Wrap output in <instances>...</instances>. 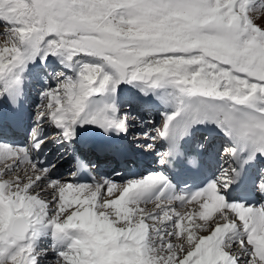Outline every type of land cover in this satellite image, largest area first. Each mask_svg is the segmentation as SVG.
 I'll return each mask as SVG.
<instances>
[{"label": "snow or ice", "instance_id": "1", "mask_svg": "<svg viewBox=\"0 0 264 264\" xmlns=\"http://www.w3.org/2000/svg\"><path fill=\"white\" fill-rule=\"evenodd\" d=\"M261 201L264 0H0V264H264Z\"/></svg>", "mask_w": 264, "mask_h": 264}, {"label": "rangeland", "instance_id": "2", "mask_svg": "<svg viewBox=\"0 0 264 264\" xmlns=\"http://www.w3.org/2000/svg\"><path fill=\"white\" fill-rule=\"evenodd\" d=\"M32 94L34 95V98H35V97L37 98V100L34 101V102L32 103V105H33L32 110L34 111V110H35V109H34V105L39 103V99H38V97H37L36 90H33ZM160 111H161V110H159V109H157V111H156L155 109H153L151 112H149V113H147V114L145 115V119H151V120H154V121H155V127H158V126L160 125V123H161V119H162L161 115L159 114ZM157 114H158V116H157ZM135 126H136V127L133 128V132H132V134H131V137H132V138H133V135H134V136H139V135H141V132L139 131L138 128H140V129H144V130H150V128H149L148 126L142 124V123L139 122V121L137 122V124H136ZM48 130H49V129H48ZM49 132H51V129H50V131H48L47 133L49 134ZM49 136H50V134H49ZM149 142H151V141H149ZM153 151H154L153 154H154V153H155V154L158 153V150H153ZM156 159H158V155L155 156V157H153V158H150V159H149L148 161H146V162H147V164H148V163H153V161L156 160ZM65 171H66V169H63V170L60 171L59 174L62 175V176H64ZM123 179H125V178H123ZM118 181H119V180H118ZM46 262H47V261H46ZM47 263H48V262H47Z\"/></svg>", "mask_w": 264, "mask_h": 264}, {"label": "bare ground", "instance_id": "3", "mask_svg": "<svg viewBox=\"0 0 264 264\" xmlns=\"http://www.w3.org/2000/svg\"><path fill=\"white\" fill-rule=\"evenodd\" d=\"M32 98H33V99H32V101H31V103H33L34 101L37 100L36 97L34 98V95H33V94H32ZM155 110L157 111V109H155ZM157 116H158V114H157ZM135 127H136V126H135ZM138 129H140V128H138ZM46 130H47V128L45 129V131H46ZM18 136H20V135H18ZM18 136H16V137H18ZM139 136H140V135H139ZM162 142H165V141L162 140ZM158 144H159V143L157 142V143L155 144V147H156ZM155 147H154V148H155ZM162 153H163V152H161V154H162ZM150 156H151V155H141L142 158H144V157H150ZM153 156H155V155H152V157H153ZM45 157H48V156H45ZM48 158H49V157H48ZM51 158H53V161L55 160L54 157H51ZM38 159L40 160L39 157H38ZM64 159H65V160H68V159H66V158H64ZM61 163H62L63 166H64L63 161H62ZM219 164H224V163L220 162ZM63 166H62V167H63ZM156 166H157L156 169H157V168H160L161 171H162V166H160L159 164H156ZM62 167H60V168L58 169V171H59ZM142 167H143L142 169H144V166H142ZM118 170L121 171L122 176H123L124 172H123L122 170H120V169H118ZM147 172H148V171H146V172H144V173H147ZM122 176H121V177H122ZM64 177H66V178L69 177V171H67V172L64 174ZM121 177H120V178H121ZM113 178H116V177H113ZM149 207H151V206L149 205ZM46 264H48V263L46 262Z\"/></svg>", "mask_w": 264, "mask_h": 264}]
</instances>
